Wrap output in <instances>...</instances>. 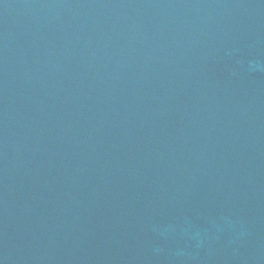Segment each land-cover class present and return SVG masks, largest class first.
<instances>
[{"label":"water","instance_id":"obj_1","mask_svg":"<svg viewBox=\"0 0 264 264\" xmlns=\"http://www.w3.org/2000/svg\"><path fill=\"white\" fill-rule=\"evenodd\" d=\"M0 264H264V0H0Z\"/></svg>","mask_w":264,"mask_h":264}]
</instances>
